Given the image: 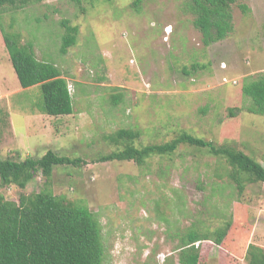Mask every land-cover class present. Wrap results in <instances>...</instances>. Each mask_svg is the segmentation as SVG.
Returning a JSON list of instances; mask_svg holds the SVG:
<instances>
[{"label":"rangeland","instance_id":"rangeland-1","mask_svg":"<svg viewBox=\"0 0 264 264\" xmlns=\"http://www.w3.org/2000/svg\"><path fill=\"white\" fill-rule=\"evenodd\" d=\"M132 2L83 0L78 8L70 0H43L0 8L4 30L19 33L38 60L61 71L73 106L57 120L39 118L41 89L20 87L0 34V159L52 150L84 161L55 167L47 188L94 214L105 264H178L174 250L185 233H211L229 220L222 245L196 244L199 264H247L248 245L264 249V183H243L239 192L223 160L187 146L142 167L96 159L117 148L103 137L124 128L141 133L136 146L186 132L229 145L264 168V117L247 112L251 100L241 92L244 81L264 72V0H238L250 13L232 6V32L208 44L182 0H144L138 12ZM64 21L78 34L62 55ZM42 189L37 174L24 189L4 187L0 194L17 202Z\"/></svg>","mask_w":264,"mask_h":264},{"label":"trees","instance_id":"trees-1","mask_svg":"<svg viewBox=\"0 0 264 264\" xmlns=\"http://www.w3.org/2000/svg\"><path fill=\"white\" fill-rule=\"evenodd\" d=\"M43 0H0V8L14 10ZM81 8L83 0H70ZM111 1V0H105ZM144 0H133L131 8L138 12ZM238 0H182L184 10L192 15V26L203 37L204 44L222 39L233 30L232 6L248 15L250 8ZM82 10V9H81ZM65 30L59 48L67 53L75 44L77 26L62 22ZM0 34L12 69L22 89L39 86L42 93L41 112L50 117L72 114V98L66 79L52 63L38 60L33 45L22 44L16 32H6L0 18ZM241 92L251 100L248 113L264 117V72L244 81ZM119 96H112L113 104ZM141 133L133 129H118L105 135L104 140L116 150L99 156L97 162L131 161L138 167L153 157H170L180 146L204 150L227 166L226 176L238 191L243 183H264V168L247 154L222 144L181 132L168 142L136 146ZM79 158L57 155L47 150L40 158L27 157L22 161L0 159V189L15 186L24 189L37 174L44 179L46 189L36 194H20L10 201L0 194V264H105L101 241V226L94 214L84 205L54 195L47 185L52 171L58 166L79 167ZM231 227V220L211 233L189 230L180 239L175 252L178 264H199L200 249L196 243L211 241L222 245ZM247 264H264V249L248 245L244 254Z\"/></svg>","mask_w":264,"mask_h":264},{"label":"crops","instance_id":"crops-1","mask_svg":"<svg viewBox=\"0 0 264 264\" xmlns=\"http://www.w3.org/2000/svg\"><path fill=\"white\" fill-rule=\"evenodd\" d=\"M2 56H3V53H2ZM16 76V75H15ZM65 78V77H64ZM17 79V78H16ZM17 82H18V80H17ZM6 92H8V91H6ZM11 94L10 93H8L7 94V96L6 97H8V96H10ZM5 99V97L1 94V90H0V100H4ZM41 114L40 115H37L39 118H49V119H54V118H56V120L57 119H59L58 117H61V116H58V117H50V116H47V115H45V114H43L42 112H40Z\"/></svg>","mask_w":264,"mask_h":264},{"label":"built area","instance_id":"built-area-1","mask_svg":"<svg viewBox=\"0 0 264 264\" xmlns=\"http://www.w3.org/2000/svg\"><path fill=\"white\" fill-rule=\"evenodd\" d=\"M197 244V243H196Z\"/></svg>","mask_w":264,"mask_h":264}]
</instances>
